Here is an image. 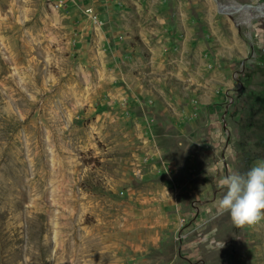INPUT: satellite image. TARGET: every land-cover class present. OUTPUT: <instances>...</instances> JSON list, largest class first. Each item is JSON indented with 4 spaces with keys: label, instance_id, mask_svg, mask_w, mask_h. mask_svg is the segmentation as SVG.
I'll return each mask as SVG.
<instances>
[{
    "label": "rangeland",
    "instance_id": "374dc122",
    "mask_svg": "<svg viewBox=\"0 0 264 264\" xmlns=\"http://www.w3.org/2000/svg\"><path fill=\"white\" fill-rule=\"evenodd\" d=\"M225 12L0 0V264H264L217 211L264 162V16Z\"/></svg>",
    "mask_w": 264,
    "mask_h": 264
},
{
    "label": "clouds",
    "instance_id": "9594fccd",
    "mask_svg": "<svg viewBox=\"0 0 264 264\" xmlns=\"http://www.w3.org/2000/svg\"><path fill=\"white\" fill-rule=\"evenodd\" d=\"M218 184L225 189L217 203L219 214L229 213L237 227L254 225L264 219V162L255 164L244 174L225 175ZM219 247H223V242Z\"/></svg>",
    "mask_w": 264,
    "mask_h": 264
},
{
    "label": "bare ground",
    "instance_id": "6f19581e",
    "mask_svg": "<svg viewBox=\"0 0 264 264\" xmlns=\"http://www.w3.org/2000/svg\"><path fill=\"white\" fill-rule=\"evenodd\" d=\"M222 6H223V9L225 10L234 9V10L239 11L241 14L240 15L241 22L246 21L253 12H256L257 14H259L256 8L250 7V6L239 5V3L235 2L234 0H229V4H222Z\"/></svg>",
    "mask_w": 264,
    "mask_h": 264
},
{
    "label": "water",
    "instance_id": "95a60500",
    "mask_svg": "<svg viewBox=\"0 0 264 264\" xmlns=\"http://www.w3.org/2000/svg\"><path fill=\"white\" fill-rule=\"evenodd\" d=\"M212 3L214 4V8H215L216 12L222 13V14H226V12H225V10L223 9V6H222L223 3H221L219 0H212ZM239 5L254 7V8H256L258 10L259 14L264 16V11H263L264 2L258 3V4H254V5H251V4H239Z\"/></svg>",
    "mask_w": 264,
    "mask_h": 264
}]
</instances>
